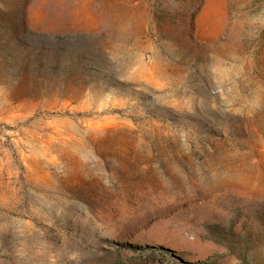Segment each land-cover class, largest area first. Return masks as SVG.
I'll list each match as a JSON object with an SVG mask.
<instances>
[{
    "label": "rangeland",
    "instance_id": "374dc122",
    "mask_svg": "<svg viewBox=\"0 0 264 264\" xmlns=\"http://www.w3.org/2000/svg\"><path fill=\"white\" fill-rule=\"evenodd\" d=\"M0 264H264V0H0Z\"/></svg>",
    "mask_w": 264,
    "mask_h": 264
}]
</instances>
